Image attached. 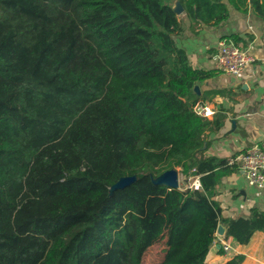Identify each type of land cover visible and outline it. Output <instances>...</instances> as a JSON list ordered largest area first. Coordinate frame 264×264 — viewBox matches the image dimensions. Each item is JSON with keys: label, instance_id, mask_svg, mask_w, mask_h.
Segmentation results:
<instances>
[{"label": "trees", "instance_id": "obj_1", "mask_svg": "<svg viewBox=\"0 0 264 264\" xmlns=\"http://www.w3.org/2000/svg\"><path fill=\"white\" fill-rule=\"evenodd\" d=\"M229 7L264 20V0H0V264H141L161 240L159 264H205L218 226L264 235V211L225 218L213 199L234 167L197 157L220 123L193 107L225 91L197 95L220 71L175 43L184 18L198 34ZM175 168L200 188L153 182Z\"/></svg>", "mask_w": 264, "mask_h": 264}, {"label": "crops", "instance_id": "obj_2", "mask_svg": "<svg viewBox=\"0 0 264 264\" xmlns=\"http://www.w3.org/2000/svg\"><path fill=\"white\" fill-rule=\"evenodd\" d=\"M183 23V34L175 38V43L185 51L194 68L215 69L212 55L217 51L219 40L231 34L249 37L244 49L252 57L238 75L219 72L193 87L197 95L206 90L225 91L223 95L204 100L213 110L208 119L220 126L207 132V144L197 157L226 160L253 145H261L264 142V20L250 8L243 13L229 7L227 21L218 26H205L198 34L190 31L186 18ZM185 182V177L178 178L181 186ZM213 199L225 218H246L252 208L264 211V187H250L236 167L227 169L219 178ZM231 244L236 245L233 241ZM219 249L217 236L205 257V264H224L238 254L241 255L240 264H264V235L260 231L253 234L248 244L240 245L238 254L219 252Z\"/></svg>", "mask_w": 264, "mask_h": 264}, {"label": "built area", "instance_id": "obj_3", "mask_svg": "<svg viewBox=\"0 0 264 264\" xmlns=\"http://www.w3.org/2000/svg\"><path fill=\"white\" fill-rule=\"evenodd\" d=\"M214 68L221 73L228 75H238L245 65L252 61V57L243 48H239L229 39H221L218 42L217 51L212 55ZM194 112L203 117L209 118L213 115V110L204 102H198L193 107ZM228 166L236 167L250 187L261 189L264 187V142L261 145L252 147L226 159ZM195 168L191 169V174L186 176V182L179 189H199L198 176L194 174ZM220 249L224 253L238 254L240 244L233 246L232 238L218 235Z\"/></svg>", "mask_w": 264, "mask_h": 264}, {"label": "water", "instance_id": "obj_4", "mask_svg": "<svg viewBox=\"0 0 264 264\" xmlns=\"http://www.w3.org/2000/svg\"><path fill=\"white\" fill-rule=\"evenodd\" d=\"M173 8L176 14H180L182 12V8L177 2H175ZM178 178V172L175 169H171L163 172L156 179H153V182L156 184H164L169 188H178ZM134 179V176L120 178L113 186L110 187V190L115 188H122L134 181ZM223 232L224 230L222 226H218L217 234L223 235Z\"/></svg>", "mask_w": 264, "mask_h": 264}, {"label": "rangeland", "instance_id": "obj_5", "mask_svg": "<svg viewBox=\"0 0 264 264\" xmlns=\"http://www.w3.org/2000/svg\"><path fill=\"white\" fill-rule=\"evenodd\" d=\"M175 170L178 172L179 178L183 177L179 172V168H175ZM163 254H164V242L161 240L150 246L145 251L142 257L141 264H159L163 258Z\"/></svg>", "mask_w": 264, "mask_h": 264}]
</instances>
